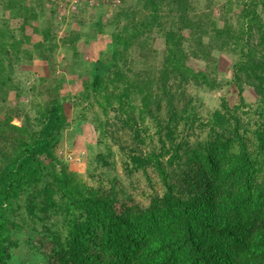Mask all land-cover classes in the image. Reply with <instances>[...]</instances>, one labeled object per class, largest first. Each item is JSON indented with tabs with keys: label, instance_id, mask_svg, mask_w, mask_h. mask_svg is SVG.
Returning <instances> with one entry per match:
<instances>
[{
	"label": "trees",
	"instance_id": "obj_1",
	"mask_svg": "<svg viewBox=\"0 0 264 264\" xmlns=\"http://www.w3.org/2000/svg\"><path fill=\"white\" fill-rule=\"evenodd\" d=\"M96 1L59 42L54 23L39 22L46 0H0V264H264V0H225L217 12L214 0H121L109 18ZM90 31L106 39L87 64ZM61 44L76 92L56 71ZM214 51L229 56V79L216 60L194 64ZM21 60L56 73L32 84L28 108L7 106L21 96ZM229 85L235 102L224 94L205 107L200 91ZM77 121L105 146L99 175L116 154L128 177L155 174L144 203L118 176L90 184L61 156Z\"/></svg>",
	"mask_w": 264,
	"mask_h": 264
},
{
	"label": "rangeland",
	"instance_id": "obj_2",
	"mask_svg": "<svg viewBox=\"0 0 264 264\" xmlns=\"http://www.w3.org/2000/svg\"><path fill=\"white\" fill-rule=\"evenodd\" d=\"M31 4H35V0H27ZM130 2V0H127ZM197 6H203L206 0H192ZM217 2L215 6L216 12L219 9V6L225 2V0H214ZM61 5H60V4ZM44 14L40 13L39 22L44 24L45 21L51 20L55 26V38L59 41L63 36H65L67 30L80 28L81 21L86 22L91 17L95 16L97 10L92 7L90 4L85 5V0H78L76 4L68 5L65 1L59 2V0H46L44 2ZM122 4H120L121 6ZM36 6V5H35ZM94 6V5H93ZM38 8V7H37ZM235 10L239 8V4L236 3L234 5ZM102 9L105 13V18H109L113 16L115 11L117 10V6L113 4H109L107 1L105 5H103ZM51 10H54L51 14ZM49 12V13H48ZM88 26L85 25L82 29H87ZM106 31L110 29V27L105 28ZM89 30V29H88ZM92 37L88 42V46H83V54H84V63L92 64L98 57V53L105 46V35H96L93 31ZM37 37L34 36V41ZM60 42V41H59ZM81 40V46H82ZM80 44V43H79ZM64 52V45H60L55 50V62H56V71L61 70L64 73L66 78V83L64 84L65 91L76 92L79 90L80 81L77 78L76 74L67 73L66 67L61 60V54ZM194 64L196 66H204L207 63H212L216 60L219 76H224L226 79H229L231 76L230 66L231 60L228 55L222 52L214 51L207 59H193ZM86 61V62H85ZM55 71H49L48 66L45 63H41L37 60H21L17 66V70L15 73V80L21 86V96L18 100L12 99L8 102L7 106H18L19 102L25 108L29 107V100L31 99V89L30 87L34 82L37 81L38 78H44L46 83L55 82ZM72 82L70 83V81ZM189 91L196 92L195 88L189 86ZM200 95L203 97L205 107L213 108L219 103V96L226 95V97L230 100V102L236 101V90L233 85L225 86L222 89L213 90L210 92L200 91ZM245 100L247 102L253 103L256 99V95L254 91L250 88L245 89ZM28 104V105H25ZM20 107V106H19ZM33 114V111L30 112ZM3 117V112H0V118ZM13 122L18 124L19 120L14 118ZM97 132L94 131L93 127L89 122H80L72 123L64 131L63 139L61 142V147L59 148V153L61 156L66 159L70 165V167L74 170H79L82 172V176L93 185L98 184V179H101L103 184L108 183L106 179L113 175L118 176L121 181L127 186V190L132 194L134 200L136 202L144 203L145 194L148 195L153 191L150 183H153V188L158 189V179L152 171H150V182L140 173H135L133 176L128 177L124 172L122 162L120 160L119 155H115L113 160V166L111 169L101 168L103 170L105 177L99 175L100 167L94 168L95 164L93 163V157L98 151H105V146L99 144L97 141ZM90 161V165H89ZM88 167L90 169H88ZM97 169L94 171V176H91V170ZM131 183L134 185L132 189ZM24 246V245H23ZM26 254L20 255L21 260L25 259V256H29V250L26 248L23 249Z\"/></svg>",
	"mask_w": 264,
	"mask_h": 264
},
{
	"label": "built area",
	"instance_id": "obj_3",
	"mask_svg": "<svg viewBox=\"0 0 264 264\" xmlns=\"http://www.w3.org/2000/svg\"><path fill=\"white\" fill-rule=\"evenodd\" d=\"M61 1H65V3L68 5H72V4L75 5L78 0H59V2H61ZM107 1L110 2L111 4L115 5V6H117L121 3V0H107ZM85 2H87L90 5L97 4L96 0H85Z\"/></svg>",
	"mask_w": 264,
	"mask_h": 264
},
{
	"label": "crops",
	"instance_id": "obj_4",
	"mask_svg": "<svg viewBox=\"0 0 264 264\" xmlns=\"http://www.w3.org/2000/svg\"><path fill=\"white\" fill-rule=\"evenodd\" d=\"M88 4L87 2H85V5Z\"/></svg>",
	"mask_w": 264,
	"mask_h": 264
}]
</instances>
